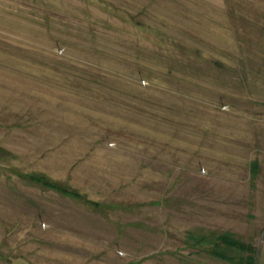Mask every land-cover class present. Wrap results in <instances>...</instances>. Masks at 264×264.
I'll use <instances>...</instances> for the list:
<instances>
[{
	"label": "rangeland",
	"instance_id": "374dc122",
	"mask_svg": "<svg viewBox=\"0 0 264 264\" xmlns=\"http://www.w3.org/2000/svg\"><path fill=\"white\" fill-rule=\"evenodd\" d=\"M223 233L264 264V0H0V264H237Z\"/></svg>",
	"mask_w": 264,
	"mask_h": 264
},
{
	"label": "trees",
	"instance_id": "16d2710c",
	"mask_svg": "<svg viewBox=\"0 0 264 264\" xmlns=\"http://www.w3.org/2000/svg\"><path fill=\"white\" fill-rule=\"evenodd\" d=\"M257 170H258V164L256 162H252L250 165V177H251V179H254L256 177ZM33 178L38 183H40L41 185H43L47 188L56 189L63 194H67L68 192L69 193L71 192V191L63 188L61 185H59L55 182L46 181L44 178H37L35 176H33ZM93 205L95 207L99 206V204H97V203H93ZM216 240H217L216 242L212 243L213 247H215V248L220 243H223L227 247H229L231 249H235L238 252L243 253V255H241L242 257L237 262L234 261L235 263H237V264H252V255L246 256L248 247H246L245 243H242L241 241H238L237 239L233 238L229 233H223V234L216 236ZM218 242H219V244H218ZM211 252L213 254H215L216 256L222 258V259L230 260L229 257H227V255H225L221 252H217L215 250H212Z\"/></svg>",
	"mask_w": 264,
	"mask_h": 264
}]
</instances>
